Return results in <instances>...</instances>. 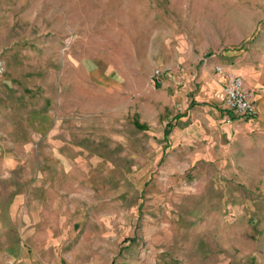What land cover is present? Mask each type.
I'll use <instances>...</instances> for the list:
<instances>
[{
	"label": "rangeland",
	"instance_id": "obj_1",
	"mask_svg": "<svg viewBox=\"0 0 264 264\" xmlns=\"http://www.w3.org/2000/svg\"><path fill=\"white\" fill-rule=\"evenodd\" d=\"M249 48L264 0H0V264H264V138H163Z\"/></svg>",
	"mask_w": 264,
	"mask_h": 264
},
{
	"label": "crops",
	"instance_id": "obj_2",
	"mask_svg": "<svg viewBox=\"0 0 264 264\" xmlns=\"http://www.w3.org/2000/svg\"><path fill=\"white\" fill-rule=\"evenodd\" d=\"M218 64L226 71L240 74L245 87L254 90L259 108L257 117L240 118L235 116V120L231 124L221 122L219 119L221 105L217 101L220 97L223 77L214 71V66ZM200 65L198 71L200 85L193 91L190 83L185 84L190 87L188 88L191 91L189 99L187 97L186 100H183V95L179 97L180 95L174 94L175 96L172 97L174 101L167 104L166 109L163 110L164 128L169 124V132L166 137L163 128L164 142L171 144L173 149L181 146L190 149L199 143L227 142L228 139H237L240 136H244L248 143L264 138V59L259 58L258 51L254 48L239 51L225 50L209 55L203 59ZM165 73L170 75L171 72L166 71ZM191 74L194 78L197 75L195 72L180 73V76H175V82L168 83L167 87L175 88L184 81L183 79H188ZM181 77L183 78L181 79ZM175 91L178 90L175 89ZM175 98L178 99L175 101ZM230 113L233 115L232 112ZM196 151L197 149L193 152L196 153ZM209 151L208 146L206 149H202V153L207 152V155L211 156L208 154ZM207 155L194 154L193 156Z\"/></svg>",
	"mask_w": 264,
	"mask_h": 264
},
{
	"label": "built area",
	"instance_id": "obj_3",
	"mask_svg": "<svg viewBox=\"0 0 264 264\" xmlns=\"http://www.w3.org/2000/svg\"><path fill=\"white\" fill-rule=\"evenodd\" d=\"M214 71L223 77L220 92L221 112L219 119L225 124H231L235 116L240 118H255L259 108L255 92L244 85L243 77L235 72L226 71L221 65H215ZM162 71L159 68L153 70L151 78L156 84L160 83ZM232 112L233 115L230 113Z\"/></svg>",
	"mask_w": 264,
	"mask_h": 264
},
{
	"label": "trees",
	"instance_id": "obj_4",
	"mask_svg": "<svg viewBox=\"0 0 264 264\" xmlns=\"http://www.w3.org/2000/svg\"><path fill=\"white\" fill-rule=\"evenodd\" d=\"M155 86H156V87H159V84H155ZM168 125H169V124H167V125L165 126V128H164V135H165V137L167 136V134H168V132H169Z\"/></svg>",
	"mask_w": 264,
	"mask_h": 264
}]
</instances>
